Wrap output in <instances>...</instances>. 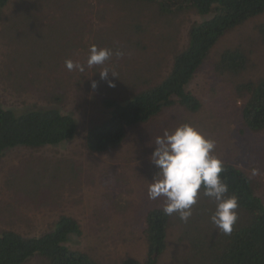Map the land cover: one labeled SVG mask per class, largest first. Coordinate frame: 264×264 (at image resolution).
<instances>
[{"label": "rangeland", "instance_id": "374dc122", "mask_svg": "<svg viewBox=\"0 0 264 264\" xmlns=\"http://www.w3.org/2000/svg\"><path fill=\"white\" fill-rule=\"evenodd\" d=\"M144 3L9 0L0 9L1 103L17 112L52 106L71 114L78 125L77 134L70 140L39 148L18 146L0 155V209L5 213H0V229L12 228L25 237L38 236L53 229L54 221L65 214L74 217L81 229L80 235L69 236L67 244L89 253L98 264H120L127 257H142L146 209L163 206L162 199L148 197L149 183L158 172L150 160L155 138L165 129L172 131L185 123L215 142L213 155L251 177L264 202V130L250 131L244 126L239 107L243 102L235 93L238 81L264 77V40L257 31L258 25L264 23V12L225 32L190 79L186 89L200 101L198 110L168 107L146 123L127 128L125 138L114 148L90 152L85 147V130L108 115L100 99L111 90L109 81L119 86L122 97L139 87L160 83L170 69L173 55L186 46L190 22L206 18L193 9L162 14L153 3ZM75 32L82 35L81 48L86 54L97 40L101 47L107 35L128 37L129 47L123 57L113 54L102 66L88 68L85 62L87 70L79 71V79L76 70L69 71L64 64L69 59L83 64V55H68L66 44H61L69 42ZM36 41H41V56L45 58L42 62L47 68L41 73L32 66V72L25 73L34 79L29 83L17 76V71L26 65L23 52ZM225 48H240L246 54L245 67L239 73L214 68ZM7 66L16 71L10 81ZM104 68L116 77L109 73L107 79H101L99 72ZM44 73L53 78L51 83L59 87V95L46 96L51 91L49 87L41 89L39 83L47 82L46 77L41 78ZM129 74H135L134 86L126 80ZM253 169L258 170L256 175ZM208 202L199 194L188 222L196 219L197 209L207 210ZM174 214L170 218L173 225L184 227L186 223ZM172 235L169 239L174 245L162 254L159 264H179L178 258L188 253L182 243H175L181 234L175 230ZM24 264L41 261L32 257Z\"/></svg>", "mask_w": 264, "mask_h": 264}, {"label": "trees", "instance_id": "16d2710c", "mask_svg": "<svg viewBox=\"0 0 264 264\" xmlns=\"http://www.w3.org/2000/svg\"><path fill=\"white\" fill-rule=\"evenodd\" d=\"M8 1L0 0V9ZM84 1L73 0L76 4H82ZM135 1L153 3L162 14L193 9L206 18L190 22L186 46L173 55L170 69L160 83L139 87L123 97L118 92L121 89L114 82L111 90L107 88L106 95L100 99V104L108 110L107 117L90 125L84 132V145L90 152H104L118 146L125 138L127 128L146 123L165 108L177 105L190 111L198 110L200 101L186 89L190 79L225 32L264 12V0ZM257 31L264 40V23L258 25ZM81 36L75 32L70 35L69 42L61 44H66L64 50L69 52L68 55L82 54L81 61L84 64L88 54L81 48ZM121 36L107 35V41L101 44V47L112 49L114 53L116 50L124 53L129 47V38L123 39ZM97 42L96 46L99 45L98 40ZM32 44L34 45L23 52L24 62L26 61L24 71H17V76L29 83L34 79L26 77L25 73L30 74L32 66H35V72H40L41 69V73L47 68L42 62L45 58L41 56V41ZM246 60L242 49L225 48L215 61L214 68L219 72L236 74L244 69ZM85 69L87 70L86 67ZM7 72L8 81L16 77V71L11 67L7 68ZM76 72L80 79L81 73ZM42 77H46L47 82L42 80L39 83L41 89L48 86L51 90L46 96L59 95V87L51 83L53 78L48 77L46 73L41 74ZM134 78L135 74H129L130 81L127 77L126 80L134 86ZM235 88V93L241 95L243 102L239 107L244 126L250 131L264 130V77L254 81H238ZM114 90L118 94H115ZM77 131L75 118L71 114L63 113L59 108L42 105L39 108L17 112L0 101V155L7 148H39L59 144L72 139ZM223 167L221 177L229 187L226 195L236 196L239 204L238 220L230 235L223 234L212 224L210 217L216 204L212 198L203 195L202 187L199 192L209 200V208L197 209L196 219L187 222L184 227L173 225V221H170L172 215H165L163 206L148 207L142 228L144 254L140 258L127 257L120 264H159L162 254L170 251L171 245H174L169 237L174 236L172 234L175 230L181 234L175 243H182L188 252L178 258L179 264H264V202L256 193L251 177L233 164L223 163ZM0 213L5 215L1 209ZM171 226L175 228L171 229ZM52 228L38 236L29 237L12 228L0 229V264H24L32 257H37L41 264H98L89 253L67 244L71 234H81L80 225L74 217L61 214L54 221ZM170 258L177 259L171 255Z\"/></svg>", "mask_w": 264, "mask_h": 264}, {"label": "clouds", "instance_id": "9594fccd", "mask_svg": "<svg viewBox=\"0 0 264 264\" xmlns=\"http://www.w3.org/2000/svg\"><path fill=\"white\" fill-rule=\"evenodd\" d=\"M113 54L117 58L124 55L120 50L113 53L112 49L91 45L86 66H102ZM65 66L69 71L85 70L84 64L70 59L65 61ZM109 73L107 68L99 72L101 79H107ZM109 86L114 87V84L109 81ZM92 87H96L95 82ZM155 145L150 160L158 172L149 183V199H162L165 215L176 213L182 222L187 223L203 187V195L212 198L216 204L210 217L212 224L223 234L230 235L238 220L239 204L236 196L226 195L229 187L221 177L223 161L212 154L215 142L185 123L172 131L165 129L161 136L155 138ZM257 173V169L252 170L253 175Z\"/></svg>", "mask_w": 264, "mask_h": 264}]
</instances>
